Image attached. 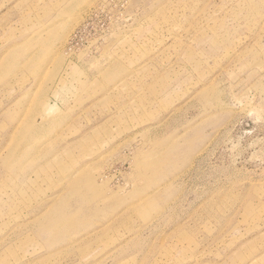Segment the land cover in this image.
I'll list each match as a JSON object with an SVG mask.
<instances>
[{"label":"rangeland","instance_id":"obj_1","mask_svg":"<svg viewBox=\"0 0 264 264\" xmlns=\"http://www.w3.org/2000/svg\"><path fill=\"white\" fill-rule=\"evenodd\" d=\"M0 264H264V0H0Z\"/></svg>","mask_w":264,"mask_h":264}]
</instances>
